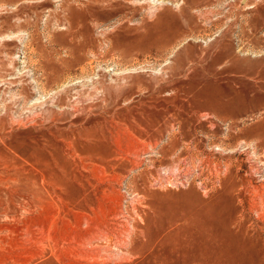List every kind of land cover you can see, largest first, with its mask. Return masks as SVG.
Segmentation results:
<instances>
[{
	"label": "rangeland",
	"instance_id": "obj_1",
	"mask_svg": "<svg viewBox=\"0 0 264 264\" xmlns=\"http://www.w3.org/2000/svg\"><path fill=\"white\" fill-rule=\"evenodd\" d=\"M0 264H264V0H0Z\"/></svg>",
	"mask_w": 264,
	"mask_h": 264
},
{
	"label": "bare ground",
	"instance_id": "obj_2",
	"mask_svg": "<svg viewBox=\"0 0 264 264\" xmlns=\"http://www.w3.org/2000/svg\"><path fill=\"white\" fill-rule=\"evenodd\" d=\"M239 227V226H238Z\"/></svg>",
	"mask_w": 264,
	"mask_h": 264
}]
</instances>
